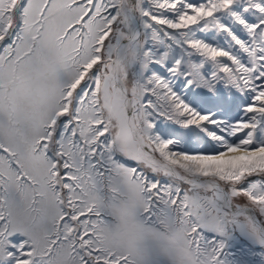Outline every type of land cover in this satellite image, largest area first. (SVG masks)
I'll list each match as a JSON object with an SVG mask.
<instances>
[{
	"label": "snow or ice",
	"instance_id": "1",
	"mask_svg": "<svg viewBox=\"0 0 264 264\" xmlns=\"http://www.w3.org/2000/svg\"><path fill=\"white\" fill-rule=\"evenodd\" d=\"M0 264H264V0H0Z\"/></svg>",
	"mask_w": 264,
	"mask_h": 264
}]
</instances>
